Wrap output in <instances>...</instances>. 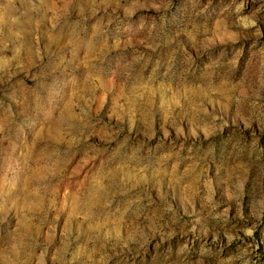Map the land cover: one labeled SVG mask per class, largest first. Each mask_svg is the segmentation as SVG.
Returning <instances> with one entry per match:
<instances>
[{"label":"rangeland","instance_id":"374dc122","mask_svg":"<svg viewBox=\"0 0 264 264\" xmlns=\"http://www.w3.org/2000/svg\"><path fill=\"white\" fill-rule=\"evenodd\" d=\"M0 264H264V0H0Z\"/></svg>","mask_w":264,"mask_h":264}]
</instances>
